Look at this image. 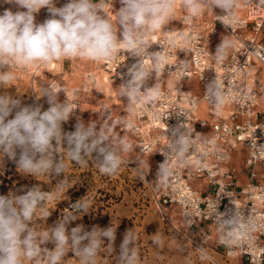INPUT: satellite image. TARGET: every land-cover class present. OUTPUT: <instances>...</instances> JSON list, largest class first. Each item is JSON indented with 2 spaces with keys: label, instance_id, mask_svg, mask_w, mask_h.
<instances>
[{
  "label": "clouds",
  "instance_id": "9594fccd",
  "mask_svg": "<svg viewBox=\"0 0 264 264\" xmlns=\"http://www.w3.org/2000/svg\"><path fill=\"white\" fill-rule=\"evenodd\" d=\"M116 3L118 8L114 7ZM252 3L260 7L264 0H245L243 6ZM57 4L58 0H0V90H4L0 91V162L11 161L17 172L34 179L63 174L52 191H43L40 184H32L0 194V264H64L69 253L79 264H97L96 258L105 240L111 250L117 229L92 225L90 230H85L83 223L70 227L90 214L92 201L86 196L63 209L53 221L54 226L41 227L38 220L46 221L51 217L52 211L47 205L54 199L53 193L65 195L70 163L85 166L95 153L99 171L108 176L116 175L123 164L121 156L105 145L109 136L114 135L112 127L106 123L101 127L96 123L85 125L83 119L76 116L75 103L69 102L64 91H58L55 86L43 85L41 93H35L33 102L26 103L7 91L17 79L12 69L27 70L29 66L41 67L71 58L114 62L123 54L128 62L118 67L122 69L118 73L122 82L120 95L128 101L130 111L146 112L154 102L161 100L159 88L149 87L147 81L150 74L162 72L168 60L154 47L153 38L157 32L167 33L166 25L172 21L177 0H111L115 22L108 15L109 6L104 0H66L61 6ZM180 6L185 10V24H192L209 11L217 13L216 20L229 34L220 37L214 54L216 63L227 67L224 61L238 48L246 46L234 32L243 24L238 15L241 0H180ZM41 9H46L47 15L38 22ZM196 38L195 34L183 31L171 37L165 35L169 47H176L178 42L188 45ZM248 51L255 53L256 49L248 47ZM261 58L264 59V55ZM181 63L186 71L187 63ZM242 88L228 78L215 76L204 93L212 98L211 107L218 115L226 101L243 103L251 98ZM61 92L65 94L63 100ZM192 104L195 108L197 101ZM159 115L155 113L153 118ZM73 117L74 130H65L64 125ZM176 117L179 122L180 114ZM125 126L135 127L131 121H126ZM257 129L264 134V124L256 126L252 132L255 140L252 147L258 158L264 153V143L257 142ZM171 131L175 135L178 128L174 126ZM190 144V138L179 137L175 143L177 155L185 152ZM129 147L121 141L123 151H128ZM200 169L205 170L203 166ZM174 174L167 160L161 163L157 190L171 187L169 181ZM140 177L145 180L143 174ZM218 207L219 203L213 213L229 217L224 223L232 225V217L239 213L234 212L231 198L230 206L223 212ZM257 227L258 224L249 223L246 229H240L239 235L251 241ZM236 236L235 231H230L222 243L236 245L239 243ZM135 239L131 229L124 231L119 260L125 264H136L139 259L134 247L130 249ZM160 242V237L154 238L153 243Z\"/></svg>",
  "mask_w": 264,
  "mask_h": 264
},
{
  "label": "built area",
  "instance_id": "2783aa9c",
  "mask_svg": "<svg viewBox=\"0 0 264 264\" xmlns=\"http://www.w3.org/2000/svg\"><path fill=\"white\" fill-rule=\"evenodd\" d=\"M241 3L238 15L243 24L234 32L246 46L234 51L231 58L224 61L227 65L224 67L215 62L214 54L220 37L229 33L216 20L217 13L209 11L192 24H185V10L177 0L178 24L166 25L167 33L157 32L153 38L154 47L167 56L168 64L162 72L149 76L147 84L159 88L161 100L154 102L146 112L114 111L106 100L99 98L101 92L95 89L93 75H88L81 87L65 90L59 83L50 81L42 83L39 89L41 93L43 85H50L63 90L68 101L78 108L76 113L85 93L94 89L99 99L94 109L98 115L96 124L101 127L106 123L113 128L114 135L109 136L105 145L121 156L123 164L119 170L137 171L139 177L143 174L142 187L160 217L166 221L177 219L180 226L177 230L185 236L194 256L217 264H225L231 257L240 258L242 264H264V182L249 181L237 187L234 169L228 164L233 151L241 146L245 150L243 163L250 169V177L255 178L259 168L264 173V153L257 158L252 147L255 143L252 132L256 126L264 124V59L261 58L264 55V5L257 7L252 3L244 7L245 0ZM181 31L195 34L197 38L188 45L178 42L176 47H169L165 35L171 37ZM248 47H254L256 52H250L252 48L248 51ZM125 59L121 54L114 62L103 61V71L119 88L122 82L118 73L122 69L118 67L128 62ZM182 61L188 65L186 71ZM215 76L228 78L236 87L243 86L242 91L251 98L243 103L226 101L217 115V110L211 107L212 98L204 93ZM192 80L200 87L199 95L190 87ZM64 93H60L63 99ZM192 101H197L195 108ZM201 104L204 107L199 112ZM155 113L160 115L154 119ZM126 121H131L134 129L127 128ZM174 126L178 128L175 135L171 131ZM181 136L190 138L191 144L178 156L175 143ZM256 136L258 143H264L261 130L257 129ZM121 141L130 146L128 151L122 150ZM165 160L175 174L169 181L171 187L157 190L158 167ZM201 166L205 170L202 171ZM148 168L150 174L146 172ZM228 197L233 201L234 212L239 213L232 217V225L224 223L229 217L213 213L218 203L221 212L230 206ZM249 223L259 225L251 241L239 235L240 229H246ZM230 231L237 233L235 238L239 243L226 246L222 240ZM214 254L220 255L222 261L217 262Z\"/></svg>",
  "mask_w": 264,
  "mask_h": 264
},
{
  "label": "rangeland",
  "instance_id": "374dc122",
  "mask_svg": "<svg viewBox=\"0 0 264 264\" xmlns=\"http://www.w3.org/2000/svg\"><path fill=\"white\" fill-rule=\"evenodd\" d=\"M65 2L66 0H58L57 6ZM114 7L118 8L119 5ZM106 11L110 19L115 22L114 11L110 6L106 8ZM46 15V9H41L37 15V21H43ZM178 15L179 9L176 5L175 14L169 23L170 27L178 24ZM14 75L17 79L12 82L13 86L7 91L19 96L26 103L33 102L35 93H40L42 83L55 81L66 90L71 87H81L87 80V76L93 75L96 78L95 89L101 92L99 98L106 100L114 111L129 110V103L120 95L118 84L103 71V61L94 62L85 58L61 59L50 65L30 66L28 70L17 68ZM190 87L194 93L200 94V87L196 80L190 82ZM60 99L63 100L61 95ZM97 100L99 99L94 94V89L85 93L83 102L76 113V116L83 119L85 125L96 123L98 120L94 110ZM40 102L44 103L43 100ZM203 107L201 104L200 108L203 109ZM45 108H47L46 103ZM74 122L73 117L68 124L64 125L65 130H74L71 127ZM95 156L96 154L93 153V158L85 166L69 164L68 183L63 190L65 195L53 193L54 199L47 205L52 215L46 221L38 220L41 227L54 226L53 221L59 217L63 209L68 208L82 196H86L92 201L90 214L85 215L82 220L73 222L70 227L83 223L85 230H90L92 225H99L101 228L113 226L117 229L116 240L112 243L111 250L109 243L105 240L96 258L97 264H125L119 260V255L122 237L127 229H131L136 237L134 245H130V249L134 247L139 254L136 264H217L194 256L193 249L185 236L177 230L180 229L177 219L166 221L160 217L154 205L148 200L137 171L122 169L114 176L105 175L99 171ZM242 156H244L243 153ZM242 156L238 163L241 173L244 172ZM146 170L150 174L149 168ZM36 179L21 175L11 161L5 160L4 164L0 162V194H7L21 185L31 186L32 184H40L43 191H52L63 179V174L60 177L41 176ZM156 237H160L159 244L153 243ZM214 257L217 262L222 261L220 255L214 254ZM224 262L225 264H242L237 257L228 258ZM64 264H79V261L69 253Z\"/></svg>",
  "mask_w": 264,
  "mask_h": 264
},
{
  "label": "crops",
  "instance_id": "0c3cea01",
  "mask_svg": "<svg viewBox=\"0 0 264 264\" xmlns=\"http://www.w3.org/2000/svg\"><path fill=\"white\" fill-rule=\"evenodd\" d=\"M105 4L110 6L111 0H104ZM119 5L118 3L115 4ZM30 68V66L27 68V70ZM16 69H12L13 74L15 73ZM128 111V110H124ZM205 133H208V130H205ZM242 153L245 155V150L243 147L239 146L233 153L231 154L230 160H229V166H231L234 169V182L237 187L246 185L249 181L253 182H264V173L261 168L257 170V176L255 178L250 177V169L246 167L243 163V170L244 172L241 173V169L238 166V163L240 161V156H242ZM244 156H242L243 162ZM240 259V258H239ZM241 261V259H240Z\"/></svg>",
  "mask_w": 264,
  "mask_h": 264
},
{
  "label": "bare ground",
  "instance_id": "6f19581e",
  "mask_svg": "<svg viewBox=\"0 0 264 264\" xmlns=\"http://www.w3.org/2000/svg\"><path fill=\"white\" fill-rule=\"evenodd\" d=\"M105 78H107V77H105ZM105 80H106V79H105ZM202 110H203V109L199 107V112H201Z\"/></svg>",
  "mask_w": 264,
  "mask_h": 264
}]
</instances>
